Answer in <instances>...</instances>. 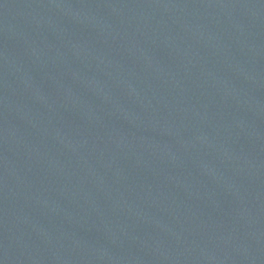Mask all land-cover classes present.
<instances>
[{
  "label": "water",
  "instance_id": "95a60500",
  "mask_svg": "<svg viewBox=\"0 0 264 264\" xmlns=\"http://www.w3.org/2000/svg\"><path fill=\"white\" fill-rule=\"evenodd\" d=\"M0 264H264V0H0Z\"/></svg>",
  "mask_w": 264,
  "mask_h": 264
}]
</instances>
